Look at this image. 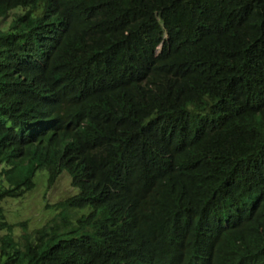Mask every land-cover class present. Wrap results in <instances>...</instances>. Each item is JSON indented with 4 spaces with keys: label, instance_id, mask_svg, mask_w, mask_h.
<instances>
[{
    "label": "trees",
    "instance_id": "1",
    "mask_svg": "<svg viewBox=\"0 0 264 264\" xmlns=\"http://www.w3.org/2000/svg\"><path fill=\"white\" fill-rule=\"evenodd\" d=\"M18 7L0 27V264H264V0H0V17ZM38 171L78 193L18 241L1 203ZM207 229L227 232L202 251Z\"/></svg>",
    "mask_w": 264,
    "mask_h": 264
},
{
    "label": "rangeland",
    "instance_id": "2",
    "mask_svg": "<svg viewBox=\"0 0 264 264\" xmlns=\"http://www.w3.org/2000/svg\"><path fill=\"white\" fill-rule=\"evenodd\" d=\"M44 8V3L40 2L37 9L31 12L33 16L41 15ZM20 7L11 12L8 18L0 17V27H8L12 19V15L19 12ZM46 173L38 171L34 177L35 187L30 192L26 193L22 198H10L1 203L4 207L7 220L14 226V235L16 239L21 241L23 229L20 224L27 223L28 232L40 228L49 222L57 214L54 209V204L64 200L67 197H72L78 193L71 184V178L66 173L60 175L56 182L51 186L46 183ZM77 215V212H71ZM182 237L185 238L186 229L184 223L181 224ZM7 232H0V238L5 236ZM200 235V234H199ZM198 241V239L196 240Z\"/></svg>",
    "mask_w": 264,
    "mask_h": 264
},
{
    "label": "clouds",
    "instance_id": "3",
    "mask_svg": "<svg viewBox=\"0 0 264 264\" xmlns=\"http://www.w3.org/2000/svg\"><path fill=\"white\" fill-rule=\"evenodd\" d=\"M219 182H227V181L221 176L216 182L213 183V186H215ZM263 201H264L263 195L258 194L257 205L261 204ZM181 224L182 221L178 224V228H177V238L179 244L184 241V238L182 237ZM225 232H227V230H216V229H207V231L204 230L200 233V235H198L197 237L198 241H196V244H201L202 242H204L203 247L201 249L202 251L205 250V248L207 247L213 248L217 243L218 237H220V235H222ZM212 251L213 249H210V252ZM188 256L192 259V264H201L199 257H191L190 254Z\"/></svg>",
    "mask_w": 264,
    "mask_h": 264
}]
</instances>
